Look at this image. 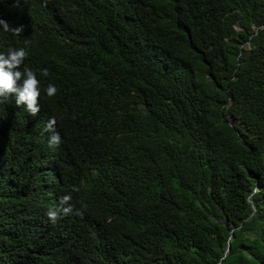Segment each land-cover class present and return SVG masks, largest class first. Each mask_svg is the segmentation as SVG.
<instances>
[{
    "label": "trees",
    "instance_id": "obj_1",
    "mask_svg": "<svg viewBox=\"0 0 264 264\" xmlns=\"http://www.w3.org/2000/svg\"><path fill=\"white\" fill-rule=\"evenodd\" d=\"M0 19L61 136L48 152L44 120L2 103L0 264H264V0H0ZM46 161L59 229L9 217Z\"/></svg>",
    "mask_w": 264,
    "mask_h": 264
},
{
    "label": "clouds",
    "instance_id": "obj_2",
    "mask_svg": "<svg viewBox=\"0 0 264 264\" xmlns=\"http://www.w3.org/2000/svg\"><path fill=\"white\" fill-rule=\"evenodd\" d=\"M0 28L9 30V25L6 21L0 19ZM23 28L15 27L11 28L16 35L22 32ZM27 52L25 48H10L7 53H0V122H1V105L7 103L6 97H14L15 104L17 106H23L30 119H43L44 120V133H48L47 144L49 147L47 151H50V147H58L61 143V136L58 132V123L54 114L49 112L40 111V95L41 87L40 81L37 78V74L29 67L21 68L24 63ZM39 73L43 77L49 75L48 68H41ZM46 95L52 97L56 94L57 88L55 84L48 83L44 90ZM8 107L14 108V102L10 101ZM12 105V106H10ZM21 109V108H19ZM31 149L28 145H22L18 153L19 155L29 156ZM39 172H43L44 176L39 177L38 175L33 176L32 184L27 186V190L31 193L36 194L38 199V205L32 208H25L20 206L18 209L12 211L9 217L13 220H19L20 224L27 223H44L51 228L59 229L62 226L59 220L63 216H67L73 212V208L69 201L71 196L64 195L60 198L58 194L59 185L62 184V177L57 172L54 166L46 161ZM37 172V173H39ZM20 181L18 177L16 180H10L9 185H14L15 189L18 188ZM11 187V186H10ZM18 190V189H16ZM257 190H253L252 194L249 195L248 199L251 201L252 196L256 194ZM23 192V191H22ZM78 214L80 209L74 206ZM82 215V213H81ZM7 221H9V218ZM51 223L53 225H51ZM100 232V231H99ZM76 239L73 241L75 244Z\"/></svg>",
    "mask_w": 264,
    "mask_h": 264
},
{
    "label": "water",
    "instance_id": "obj_3",
    "mask_svg": "<svg viewBox=\"0 0 264 264\" xmlns=\"http://www.w3.org/2000/svg\"><path fill=\"white\" fill-rule=\"evenodd\" d=\"M229 248H230V245L228 244V247H227V252L229 251Z\"/></svg>",
    "mask_w": 264,
    "mask_h": 264
}]
</instances>
